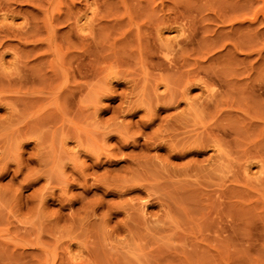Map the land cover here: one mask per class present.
Instances as JSON below:
<instances>
[{
	"label": "rangeland",
	"instance_id": "374dc122",
	"mask_svg": "<svg viewBox=\"0 0 264 264\" xmlns=\"http://www.w3.org/2000/svg\"><path fill=\"white\" fill-rule=\"evenodd\" d=\"M0 59V264H264V0H0Z\"/></svg>",
	"mask_w": 264,
	"mask_h": 264
},
{
	"label": "bare ground",
	"instance_id": "6f19581e",
	"mask_svg": "<svg viewBox=\"0 0 264 264\" xmlns=\"http://www.w3.org/2000/svg\"><path fill=\"white\" fill-rule=\"evenodd\" d=\"M185 14H187V12L185 11V13L183 12V14L182 15H185ZM255 16H257V15H255ZM161 18H163V17H161ZM161 18L159 19L158 18V20L157 21H159V20H161ZM165 18V17H164ZM183 18H185V17H183ZM253 18H254V16H253ZM252 18V19H253ZM256 19V18H255ZM173 20V19H172ZM254 20V19H253ZM163 21H165L166 22V20H164V19H162L161 20V22L159 21L158 23H160V24H163L164 22ZM182 21H184L183 19H182ZM181 21V22H182ZM185 21H186V19H185ZM257 21V20H256ZM173 22V21H172ZM237 22H240V21H237ZM249 22H251L250 20H249ZM253 22H255V20L253 21ZM242 22H240L239 24H241ZM166 24H168L167 22H166ZM174 24H176L175 26L176 27H178L179 28V30L181 31V32H183L184 31V29H185V27H186V25H182L181 26V24L182 23H180V25H179V23L177 24V22H175V19H174V23H172V25H174ZM191 22H190V26H191ZM165 25V24H164ZM185 26V27H184ZM249 27H250V25H248ZM183 27H184V29H183ZM177 28V29H178ZM160 31H161V28H159V26H157L156 27V32H157V34L159 35V33H160ZM158 37V36H157ZM160 37V36H159ZM158 40H160L159 38H158ZM162 47L163 48H160L159 50H158V53H159V55L165 60V61H167L168 63H170L171 62V60H170V57H171V49H170V47H167V46H165V45H162ZM1 60V59H0ZM2 65V64H1ZM207 91H209V90H207ZM183 95V98H186V96H187V94H186V91L185 92H183L182 93ZM217 140H214L213 139V141H212V144H213V148H216V150H215V152H217L219 155L220 154H222V150L219 148V147H217ZM221 157H222V155H221ZM220 157V158H221ZM249 164L248 163H246V164H244V165H242V172H243V174L244 175H246L247 174V170H248V168H249V166H248ZM146 201L145 202H141L140 203V211L142 212V213H144L145 212V208H146Z\"/></svg>",
	"mask_w": 264,
	"mask_h": 264
}]
</instances>
